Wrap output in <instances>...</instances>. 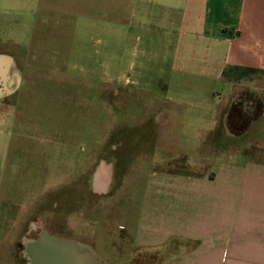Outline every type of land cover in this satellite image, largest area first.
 <instances>
[{
    "label": "rangeland",
    "instance_id": "obj_1",
    "mask_svg": "<svg viewBox=\"0 0 264 264\" xmlns=\"http://www.w3.org/2000/svg\"><path fill=\"white\" fill-rule=\"evenodd\" d=\"M58 34L68 42L57 52L34 33L25 35L22 50L0 41V52L19 58L24 78L18 92L0 94V264H29L24 241L42 231L89 246L107 264H149L158 257L137 256L128 242L116 251L114 242L120 224L137 228L153 163L189 173L188 163L211 146L228 157L242 152L264 160V71L223 79L214 88L223 96L218 124L201 128L190 121L194 106L165 99L167 81L156 71L135 79L136 86L119 81L131 74L133 59L123 48L122 62H114L112 34ZM147 59L136 69L150 67ZM171 105L180 115L174 127L161 128L157 114ZM164 136L173 142L157 143ZM103 162L116 169L102 198L93 194L92 179ZM44 243L28 248L43 251Z\"/></svg>",
    "mask_w": 264,
    "mask_h": 264
},
{
    "label": "crops",
    "instance_id": "obj_2",
    "mask_svg": "<svg viewBox=\"0 0 264 264\" xmlns=\"http://www.w3.org/2000/svg\"><path fill=\"white\" fill-rule=\"evenodd\" d=\"M75 32L112 34L114 62H122L123 48L133 59L131 74L119 81L137 85L135 79L156 71L167 81L165 99L194 106L190 121L201 128L218 124L223 96L214 88L224 82L227 68L264 71V0H0V41L21 50L27 33L57 52L68 42L58 33ZM144 57L152 66L137 70V64L144 67ZM1 59L14 66L5 80L0 78V94L13 95L24 84L23 70L14 53L1 51ZM14 68L17 78L11 77ZM174 107L159 110L155 123L174 127L180 115ZM163 142L173 140L159 137L157 143ZM215 151L211 146L197 162H189V173H171L156 158L137 228L118 226L116 251L128 242L137 256L158 257L149 264H264V160ZM103 163L111 165V182L109 168L94 180L101 164L92 179L93 194L102 198L110 193L116 169Z\"/></svg>",
    "mask_w": 264,
    "mask_h": 264
},
{
    "label": "bare ground",
    "instance_id": "obj_3",
    "mask_svg": "<svg viewBox=\"0 0 264 264\" xmlns=\"http://www.w3.org/2000/svg\"><path fill=\"white\" fill-rule=\"evenodd\" d=\"M0 66V78L2 77L5 80L11 67L14 66V63L6 65L5 62H0ZM15 70L16 69L14 68V71L12 72L13 75L11 74V77L14 76L17 78L18 74ZM110 172L111 169L108 174L109 183L111 182ZM45 243H48L46 251H34L29 249L28 253L30 259L32 260L31 264H107L98 259L94 255L93 251H89L87 249L84 251H75L78 247L73 245L68 246L70 249L67 250L65 245L62 244L52 241H45Z\"/></svg>",
    "mask_w": 264,
    "mask_h": 264
},
{
    "label": "flooded vegetation",
    "instance_id": "obj_4",
    "mask_svg": "<svg viewBox=\"0 0 264 264\" xmlns=\"http://www.w3.org/2000/svg\"><path fill=\"white\" fill-rule=\"evenodd\" d=\"M1 61V63L2 62H5L6 63V65L7 64H13V62L11 61V60H8V59H1L0 60ZM16 71V70H15ZM110 167V169H111V165H109V164H105V163H102L99 167H98V169H97V171H96V173H95V175H94V180H95V176H96V174H97V176L96 177H99L98 175H102L104 172H102L103 170L105 171V170H107V169H105V168H109ZM100 171V172H99ZM94 189H95V191H96V186H95V181H94ZM96 193H98V192H96ZM102 194V193H101ZM43 239H45V241H52V242H55V243H58V244H62V245H65V247L67 248V250L68 249H70V248H68V246H70V245H73V246H77L78 247V249H76L75 251H84V250H89V251H92V249L91 248H89L88 246H86V245H84V244H81V243H77V242H72V241H67V240H61V239H58L57 237H55V236H53V235H50L48 232H46V231H42L41 233H40V236H39V238L38 239H25V241H24V244H25V251H24V254L26 255V257H27V259L29 260V264H31L32 263V260L30 259V257H29V253H28V251H29V248H28V243H38V242H40V241H42ZM48 246V243H45L44 245H43V251H46L47 250V247ZM87 247V248H86ZM82 253V252H81ZM83 255V254H82Z\"/></svg>",
    "mask_w": 264,
    "mask_h": 264
},
{
    "label": "trees",
    "instance_id": "obj_5",
    "mask_svg": "<svg viewBox=\"0 0 264 264\" xmlns=\"http://www.w3.org/2000/svg\"><path fill=\"white\" fill-rule=\"evenodd\" d=\"M258 71H261V70L253 69V68H244V67H229L225 70L223 74V79L228 80L230 79L231 75L235 73H239V72L249 74L251 72H258Z\"/></svg>",
    "mask_w": 264,
    "mask_h": 264
}]
</instances>
